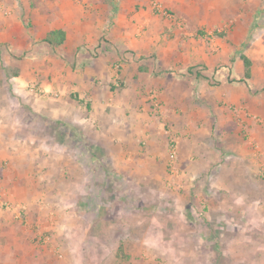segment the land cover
<instances>
[{
	"label": "crops",
	"instance_id": "obj_1",
	"mask_svg": "<svg viewBox=\"0 0 264 264\" xmlns=\"http://www.w3.org/2000/svg\"><path fill=\"white\" fill-rule=\"evenodd\" d=\"M156 1L0 0V188L53 203L82 171L67 138L142 185L173 166L174 140L183 168L217 190V221L264 236V0ZM20 238L0 230L2 264H34Z\"/></svg>",
	"mask_w": 264,
	"mask_h": 264
},
{
	"label": "rangeland",
	"instance_id": "obj_2",
	"mask_svg": "<svg viewBox=\"0 0 264 264\" xmlns=\"http://www.w3.org/2000/svg\"><path fill=\"white\" fill-rule=\"evenodd\" d=\"M87 143L67 138L66 153L83 172L66 174L53 203L45 190L28 203L32 190L0 188V230L16 229L34 264H264V236H234L231 221H217L221 211L207 200L209 194L217 203V190L208 189L201 173L187 172L179 153V166L147 175L140 185L132 175L107 171L104 155L91 157ZM207 215L217 227L206 229ZM218 229L222 237L213 234Z\"/></svg>",
	"mask_w": 264,
	"mask_h": 264
},
{
	"label": "trees",
	"instance_id": "obj_3",
	"mask_svg": "<svg viewBox=\"0 0 264 264\" xmlns=\"http://www.w3.org/2000/svg\"><path fill=\"white\" fill-rule=\"evenodd\" d=\"M65 35L63 30H55L48 34L47 40L55 45H59L64 41ZM245 64V78H249L251 76V60L247 57H243Z\"/></svg>",
	"mask_w": 264,
	"mask_h": 264
},
{
	"label": "built area",
	"instance_id": "obj_4",
	"mask_svg": "<svg viewBox=\"0 0 264 264\" xmlns=\"http://www.w3.org/2000/svg\"><path fill=\"white\" fill-rule=\"evenodd\" d=\"M154 4L156 8H161V4L158 1H155ZM170 157H171V162L173 164V170H174V165H176V159L178 158V151L176 149V143L174 141H173V144L171 145Z\"/></svg>",
	"mask_w": 264,
	"mask_h": 264
}]
</instances>
